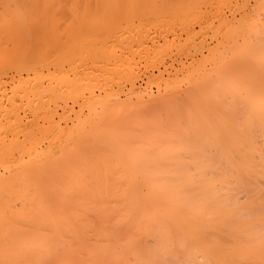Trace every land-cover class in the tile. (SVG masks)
<instances>
[{"label":"bare ground","instance_id":"obj_1","mask_svg":"<svg viewBox=\"0 0 264 264\" xmlns=\"http://www.w3.org/2000/svg\"><path fill=\"white\" fill-rule=\"evenodd\" d=\"M0 264H264V0H0Z\"/></svg>","mask_w":264,"mask_h":264}]
</instances>
